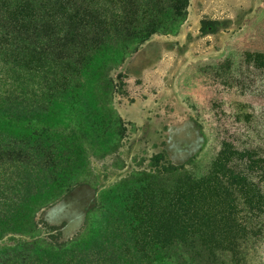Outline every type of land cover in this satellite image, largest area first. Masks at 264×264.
Wrapping results in <instances>:
<instances>
[{"label":"rangeland","instance_id":"rangeland-1","mask_svg":"<svg viewBox=\"0 0 264 264\" xmlns=\"http://www.w3.org/2000/svg\"><path fill=\"white\" fill-rule=\"evenodd\" d=\"M59 2L69 18L31 76L0 56L1 92L7 77L35 89L42 74L68 98L49 82L45 117L0 98V142L40 135L54 154L0 158V264H21L14 249L27 243L71 242L62 264H264V0ZM15 7L24 0H0ZM184 173H210L235 200L205 191L170 222Z\"/></svg>","mask_w":264,"mask_h":264},{"label":"trees","instance_id":"trees-1","mask_svg":"<svg viewBox=\"0 0 264 264\" xmlns=\"http://www.w3.org/2000/svg\"><path fill=\"white\" fill-rule=\"evenodd\" d=\"M84 2L85 0H60L59 7L63 10L69 8L76 10ZM53 8H55L54 0H24V7L0 8V56L7 57L9 63L21 67L23 79L33 74L30 68L32 58L53 39L58 29L63 25V19L69 18L68 14L60 18L54 13L55 9L53 10ZM17 79L14 80L12 77L4 79V83L12 80L17 89H13V84L9 90L3 92L0 90V98L5 99L7 104L16 109L15 116L24 114L32 117H45V114L49 112V106H46L45 102L50 97L48 92L52 82L55 87L51 97L68 101L63 93L66 87L48 76H42V74L36 76L35 89L23 85V80L18 81ZM34 138L33 141L37 142L35 146H29L26 139H10L0 142V158L6 159L11 164L28 165L33 162L53 164L54 154L50 144L43 142L40 135ZM174 170L176 169L173 168L172 171ZM175 181L176 184L171 188L167 197V215L170 222H173L174 218H178L179 213L181 215H190V212L194 214L198 208L199 199L205 191L211 192L215 197L223 200H235L231 192L236 193V190L210 173L198 176L184 173ZM136 207L137 215L145 214L149 217V214L153 213L152 209L147 208L143 202ZM78 245L80 244L71 242L63 245L47 244L41 248L35 243H27L14 249L15 258L18 259L15 261H19L21 264H62L59 259L64 258L65 263L67 261L66 254H71ZM35 253L38 257H33Z\"/></svg>","mask_w":264,"mask_h":264}]
</instances>
